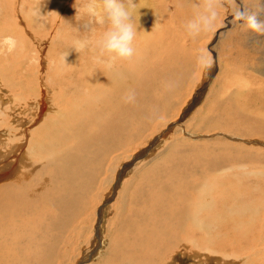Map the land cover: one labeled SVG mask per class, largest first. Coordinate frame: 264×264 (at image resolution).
I'll return each mask as SVG.
<instances>
[{
  "label": "rangeland",
  "instance_id": "374dc122",
  "mask_svg": "<svg viewBox=\"0 0 264 264\" xmlns=\"http://www.w3.org/2000/svg\"><path fill=\"white\" fill-rule=\"evenodd\" d=\"M167 1V5L164 0L162 3L153 1L149 3L151 11L158 13L161 18L156 16L158 18L157 32L151 37V41L146 40L144 45L145 47H151L153 43L156 44L157 49L161 50L171 44L170 47H174L172 49L173 54H177L183 61L189 60L188 66L183 67L186 72L177 83L170 79V74L165 75L158 81L159 83L157 82V87L161 83H165L164 88L167 87L166 89L171 87L170 84H174V86L176 84L177 91L168 94L169 96L166 95L165 105L159 107L158 104V110L157 106L155 108L150 106L148 113L144 114L143 121L138 118L129 120L130 122L128 121L129 124L127 123L126 128L127 132L121 135L118 141L114 142L113 145L116 148L113 151L107 152L108 149L111 150L112 148L108 144L110 147L99 158L98 163L93 162L95 166L90 163L92 166L88 164L89 166L87 165L84 168L79 164V174H81V170L84 172L85 169L88 173H92L88 170L89 167L95 169L93 173L96 174V177L90 185L88 184L87 194L77 204L76 212L67 215L66 230L51 228L50 217L53 220H58L60 217L57 210H48L47 217L42 214L40 216L38 213V215L35 214L41 210L37 208L32 212L27 211L28 213L23 211L25 214L22 212L26 217H36L30 221L32 224L40 223L42 226L43 222L47 224L43 225L44 229L45 226L50 227L48 235L51 236V239L50 241L47 240L46 243L51 242L52 245L49 244L54 248L49 244L46 248L41 247L43 244L39 248H35L39 254H42V251L46 249L45 252L48 254L46 256L50 255L48 259L51 263L49 262V264H130L131 261L129 260L138 261L141 259L142 253L140 252H151L152 248L153 251L155 248H159L164 239L160 231H172L176 226L173 220L167 222L169 219L166 214L171 215L177 206L180 207L181 203V201L173 203V198L169 202L168 198L173 193L165 196L162 194L161 187L163 183L174 177L172 172H176L180 166H193V164H203L207 161L214 162L220 159H223V162L225 160L227 162L231 161L237 167L226 173L228 177L223 178L224 181H230L232 178L229 176L235 172L236 174L239 173L237 182H240L238 188L241 194H243V191L252 194L256 189L257 191L260 190L259 192L264 191V134L255 131V133L251 131L247 133L246 130L248 131V129H245L244 126L240 130L236 127V120L240 114L243 117L245 116L244 120L251 118L254 121L258 119L264 121V36L251 32L241 22L233 21L236 8L243 6L250 11H255L259 0H234V3L226 5L220 10V17L214 31L195 38L187 34L184 26L192 18L193 7L200 4L201 0ZM47 3H49V8L46 6ZM85 4L86 0H0V35L4 36L8 32H1L4 31L2 29L3 25L13 31L22 30L25 33L27 32V35H24V41L19 40V47L17 46L15 51L0 54V68L2 67V70H0V104L2 107L5 106V109L3 108L2 112L0 111V121H2L0 127L4 125V122L6 126V130H0L5 133L1 136L0 148L3 147V142L11 145L13 136L17 135L22 140H20L21 145L23 144V148L26 147L27 150L30 135L35 133L34 136L37 141H41L44 137V131L41 127L48 125L51 118H55L54 113L59 112L60 109H58L57 103L60 104L59 96L62 89L57 83L50 80L49 76L43 75L46 80L42 77L44 70L41 69V71L38 68L36 59L41 55L45 57V66H43L44 69L45 67L47 69V63L50 67L55 65L57 58L60 56L59 54H61L60 48L66 42V36L67 39L68 36H101L105 31L104 27L96 25L97 27L94 26L89 31V17L85 12ZM159 4L160 6H158ZM37 6H42L41 11L46 14L44 18L39 19L31 14V10ZM154 6L155 8L152 9ZM159 10L161 11L159 12ZM29 18L37 24L33 33L26 30L27 25L25 23L27 22L26 19ZM149 21H146L147 26L151 23V20ZM144 24L146 23L144 22ZM28 31L32 34L30 32L28 34ZM154 50L155 48L152 51ZM201 50H206L211 54L213 65L217 64V68L212 66L210 70H206L200 66L197 57ZM42 56L41 58H43ZM50 59L52 60L50 61ZM38 70H40L39 73H37ZM57 70L60 72H57ZM58 73H61V67L52 72L53 75ZM203 80L208 82L204 87ZM31 82L33 83L31 84ZM39 82L40 85H38ZM41 82L42 84H49L51 92L46 89V86L41 88ZM39 86L40 90L45 91V94L49 97L43 103L35 105L38 100L41 101L42 99L41 96L38 100L36 98V93H39ZM161 91H163L162 88L154 91L153 97L154 95V98L160 97ZM190 93L192 95H189ZM163 95L161 94L162 97ZM193 101L197 104L187 113L184 119L182 115L187 108L192 106ZM111 111H114V109H109V112ZM178 121L179 124L176 126L175 124ZM21 123L23 124L21 125ZM17 124H20V126ZM71 124L73 122H70L69 118L66 126ZM51 130H53L52 127ZM164 130L168 131L158 136ZM90 132L92 133V130ZM149 142L150 145L152 144L151 146L148 145ZM59 148H55V150L60 152L61 148ZM24 149L21 154L19 153L18 160L26 157V161L31 163L28 161ZM94 149L95 147L92 148V154H94ZM140 149L144 152L139 151ZM152 150H154L152 155L148 157ZM91 153L89 152L90 159L93 160L94 155ZM137 155L140 157L133 160V157ZM124 162H129V166L122 167ZM176 164H180V166ZM183 169L185 168L182 167L181 170ZM32 170L36 171L37 167L36 169L32 168ZM50 171L48 170V173ZM160 172L162 173L159 174ZM120 174L121 177L119 178ZM155 175L157 177H154ZM196 176L198 177V175ZM13 178L11 180L17 179L15 176ZM193 178L196 180V177L190 176L179 178L178 181L184 183L191 181ZM154 182L156 183L154 184ZM158 182L159 186L157 185ZM78 184H81V182ZM220 184L218 181L209 188L213 192L214 204L217 203L214 205V212L217 210L223 212L235 203L241 206L242 197H239V202H237L238 200H232V202L221 201L217 193V191H220L217 189ZM257 195L260 194L255 192L252 194L256 198ZM196 197H198L197 192H193V198ZM74 203L72 201L71 206ZM164 203L166 206L163 205ZM0 206H3L1 200ZM22 213L19 214L23 215ZM98 232L100 236H98ZM260 232H258L259 239L264 235H262L263 232L261 234ZM47 237L49 238V236ZM65 237H67V240ZM53 241L59 243V245L55 244L58 247L53 245ZM215 242L217 243V240ZM34 245L30 246L27 242V248H25L33 250ZM226 248L219 252L222 260L217 255L211 258L203 257V247L198 243H181L178 246L174 245L171 249L166 248L162 253V258L164 264L166 261H169L168 264H201L199 256L204 258L202 260L203 264H225L233 258V250L229 251L228 248L230 247ZM94 249L95 253L92 255ZM263 249L260 248V250ZM51 250L54 251V255ZM228 252L229 254H227ZM230 252L231 257H229ZM51 255H53V258ZM227 256L229 259H227ZM219 258L221 263L218 262ZM82 260L84 261L81 262ZM233 260H237L234 262L238 264L236 258H233L229 264H233ZM261 260L257 264H264V259ZM244 261L245 259L240 257L239 264H243ZM35 262L34 260V264H37Z\"/></svg>",
  "mask_w": 264,
  "mask_h": 264
},
{
  "label": "bare ground",
  "instance_id": "6f19581e",
  "mask_svg": "<svg viewBox=\"0 0 264 264\" xmlns=\"http://www.w3.org/2000/svg\"><path fill=\"white\" fill-rule=\"evenodd\" d=\"M151 1L159 3L163 2V0H134L137 8V11L134 13V15L136 16V19L139 20V27L137 29V39L135 41L136 47L138 49V56L132 62L117 60L112 63L111 66H109L107 57H100L99 62L97 61L96 58L98 57L99 53L98 49H95L94 47L87 48L80 54L74 49H69L72 46L73 41L76 39L88 38L92 41H95L99 39L100 36H68V39L66 36V42H64L63 46H61L60 53H63L69 49L70 54L66 57L67 64L62 63L59 56V59L57 58L56 63L53 60L55 65H51L50 67V65L47 63V69L46 67L44 69L45 57L41 55L43 58L40 56L36 59L38 68L40 70H44L42 77L44 78V76H49V79L51 78L50 80L57 83L62 89L59 96L60 104L59 102L57 103V107L60 110L59 112L57 111L54 113L55 118L52 117L48 125L41 127L43 129L42 131H44V137L41 141H37V138L34 136L35 133L30 135L31 138L29 139V146L27 150L26 147L25 149L23 148V144L21 145L20 143L21 139L17 135L13 136L14 138H12L11 145L3 142V147L0 148V200L3 203V206H0V223L2 222L0 226V237H2L0 238V264H34V260L37 264H49L50 259L48 258L50 255L46 256L48 255L46 254L47 252H45L46 249L43 251L41 250L42 254H39L35 248H39L42 244L43 246L41 247L46 248L48 247V244L51 243H46L47 240L50 241L51 239V236L48 235V233H50V227L45 226L44 229L43 225L47 224H44L43 222L42 226L40 223L32 224L30 221L36 217H26L24 215L25 212L23 211L28 213L27 211L32 212L35 210V208H37L41 209V213L36 212L35 214L38 213L39 216L42 214L47 217L46 214L49 213L48 210H57L60 217L58 220H53L50 217L49 222L51 228L66 230L65 222L68 221L66 218L67 215H71L72 213L74 214L76 212L77 204L81 201L82 197L87 194L88 184L90 185L96 177V174L93 173L95 169H91L89 167L88 170H90L92 173H88L85 169L84 172L81 170V174H79V164H81V167L85 168L88 164L94 165V163H98L97 161L99 158L104 154V152L107 151V148L110 147L108 144H110L112 148L111 150L108 149L107 152L110 153L116 148V146L113 144L115 141H118L121 135H124L127 132L126 128L129 120L138 118L139 120L143 121V118H145L144 114L148 113V109L150 110L151 108L150 106L155 108V106L158 107L159 104V107H163L165 105V96H169L174 91H177V87H175L176 84L174 86V84L171 85L169 83L171 86L169 88L170 90L166 89L167 87L164 88V85H166L165 83H161V85L158 87L156 84L167 74H170V79H173L177 83L179 79H181L185 74L186 69H183V67L188 66L189 60L183 61V59L178 57L177 54H173L172 49H174V47H170L171 44H166L167 47H163L161 50H159L156 48V44H153L152 41V46L150 45L151 47H145V41L148 40L150 42L151 37L157 32V17L161 18L158 13L151 11L149 7V3ZM167 2V0H164L165 4ZM46 6L49 8V3H47ZM158 6H160V4ZM154 8L155 6L152 9ZM160 11L161 10H159V12ZM162 12L164 14V10ZM41 14L43 15L44 13L42 12ZM149 20H151V23L149 26H147L148 23L146 21L150 22ZM26 21V30H30L33 33L35 31L34 27L35 25L37 26V24H35L33 20H30V18L26 19ZM144 22L146 24H144ZM2 27L4 31L1 32H8L4 34V36L0 35V38L13 36L19 43L20 41L23 42L24 35H27V32L25 33L22 30L13 31L5 25ZM30 31H28V34ZM154 48L155 50L152 51ZM6 52L7 51L3 53ZM51 60L52 59H50V61ZM216 65L217 64L213 65L215 66L214 68H217ZM60 67L61 73L53 75L52 72L57 68L60 69ZM0 70H2V67ZM40 70H38L37 73H39ZM58 71L59 70H57V72ZM32 83L33 82H31V84ZM206 83L208 82L203 80V87L207 85ZM38 85H40V82ZM48 85L49 84L43 83L41 88L46 86V89L51 92V89H49ZM160 88H162L163 91H161L162 93H159L162 95L164 93L165 94L163 97L160 94V97L154 98L155 95L153 97V92L159 90ZM41 90L39 86V93H36V98L38 100V98L42 97V99L41 101L38 100L35 105H39L41 102L43 103L47 100V97H49L45 94V91ZM130 91L135 92L136 100L134 103H125L124 97ZM189 95H192V93ZM196 104L197 102L193 101L191 104L192 106L189 107V110H185L182 115L184 119L186 118L187 113L192 110ZM4 107H2L0 104L1 112ZM96 108L98 110H95ZM109 109H114V111L109 112ZM244 117L240 114L236 120V127L239 130L243 129L241 127L244 126L245 129H248V131L246 130L247 133H249V131H255L257 133L259 132L264 134V121H260L258 118H256L258 119L257 121H254V119L252 120L251 118H246V120H244ZM69 118L70 122H73V124L66 126L69 122ZM230 122L232 123V120H230ZM22 124L23 123H21V125ZM178 124L179 121L175 125L177 126ZM232 124L235 125V123ZM17 125L20 126V124ZM51 127L53 130H51ZM88 128L89 131L87 132ZM171 128L168 130L170 131ZM0 130H6L5 122L4 125L0 127ZM91 130L92 133L90 132ZM1 131L0 139L1 136L5 134ZM59 146L61 148L60 152L55 150V148L58 149ZM93 147H95L94 154L91 153ZM23 149L25 150V154H27L28 161L31 163L26 161V157H22L20 160H18L20 156L19 153L21 154ZM153 151L154 150L150 151L148 157L152 155ZM89 152L94 155L93 160L90 159ZM139 157L140 156L137 155L133 157V160H136ZM176 165L180 166V164ZM184 166H180L176 172H172L174 177H172L170 181H166L163 184L161 183L162 194L169 196L171 193H173V195L168 198L169 202H171V198H173V203L181 201L180 207L177 206L176 210L171 215L166 214V217L169 219L167 222H170L171 220L175 221V228L172 231H160L163 235L161 236L164 239L162 240L163 242L160 244V246L158 244L159 248H155L154 251L152 248L151 252H140L142 253L141 259L138 261L129 260L131 261L130 264L133 262L134 264H164L162 258V253H164L163 251L166 248L171 249L174 247V245H181V243H198L203 247V257L211 258L214 255L221 257L219 252H222V250H224L226 247H230L231 249H228L229 251L233 250L232 256L233 258L238 259V264L240 257L245 259L243 264L260 263V261H262L261 259H264V249L260 250V248H264V191L259 192V189V191H257V189L254 191L255 189L253 188L254 190H252L255 193L260 194L257 195V198L252 196L254 192L251 194L250 192L248 193L243 191V194H241L238 188L240 182H237L239 173L236 174L234 172L229 176L232 178L230 181H224L226 179L225 177H228L226 173L229 171L231 172L237 167V165L231 161L227 162V160H225L223 162V159H220L214 162L207 161V163L203 164L198 163L196 165L193 164V166ZM36 167L37 170L33 171L32 168L36 169ZM182 167L185 169L181 170ZM22 169L28 170L24 171ZM48 170H51L50 173H48ZM161 173L162 172L159 174ZM121 174L119 178L121 177ZM194 174L198 175V177ZM13 176L17 177V179L11 180ZM190 176L196 177V180L193 178L191 181L179 183V178L182 179ZM154 177L157 176L155 175ZM223 178L225 179L223 180ZM218 181L221 184L220 187L217 188L220 190L217 191V193L221 201L232 202V200H238L237 202H239V199L242 197L241 206L235 203L234 205L232 204L233 206L227 207L223 212H218L219 210L217 209V211L214 212V205L217 203L214 204V198L212 196L213 192L209 188ZM79 182H81V184H78ZM155 183L156 182H154V184ZM157 185L159 186V182ZM192 191L195 193L197 192L198 197L193 198ZM72 201L75 202L73 206H71ZM163 205L166 206L165 203ZM19 213H22L23 215H20ZM260 231L263 232L261 239L258 237V232ZM47 236H49V238ZM98 236H100L99 232ZM65 238L67 240V237ZM215 240H217V243ZM27 242L30 246L35 244V247L33 246L35 250H27ZM53 243V245H55L57 242L53 241ZM57 244L59 245V243ZM51 245L49 244V246ZM56 246L57 245H55V247ZM52 248H54V246ZM53 252L54 251H52V254L54 255ZM48 253L50 254L51 252L49 251ZM94 253L95 249L92 252V255ZM227 254H229V252ZM53 255H51V257ZM199 257L201 264H203L202 260L204 258L201 256ZM229 257H231V252ZM229 257L227 259H229ZM233 258H231V260ZM221 259L219 258L218 262H220ZM230 261L226 262L225 264H229ZM234 261L237 260H233V264H235ZM168 263L169 261L165 262V264Z\"/></svg>",
  "mask_w": 264,
  "mask_h": 264
},
{
  "label": "clouds",
  "instance_id": "9594fccd",
  "mask_svg": "<svg viewBox=\"0 0 264 264\" xmlns=\"http://www.w3.org/2000/svg\"><path fill=\"white\" fill-rule=\"evenodd\" d=\"M234 0H201L193 7L192 18L185 24V30L190 37H198L215 30L220 17V10L231 5ZM41 7L31 10L36 18H42ZM78 11V10H77ZM137 11L134 0H86L85 12L89 17V31L96 25L105 28L99 39L92 41L88 38L76 39L69 49L81 53L87 48L98 49L100 57H107L109 66L117 60L132 62L138 56L135 41L139 23L134 13ZM49 13V12H48ZM264 0H259L257 9L250 11L246 7H238L233 14L234 22H241L253 33L264 36ZM18 41L13 36L0 38V54L16 50ZM69 49L60 55L62 63H66ZM197 62L206 70L213 66L211 54L201 50ZM136 94L130 91L124 97L125 103H134Z\"/></svg>",
  "mask_w": 264,
  "mask_h": 264
},
{
  "label": "water",
  "instance_id": "95a60500",
  "mask_svg": "<svg viewBox=\"0 0 264 264\" xmlns=\"http://www.w3.org/2000/svg\"><path fill=\"white\" fill-rule=\"evenodd\" d=\"M187 110H189V108H187ZM165 131H166V130L162 131L160 134H158V136L161 135L162 133H164ZM158 136H157V137H158ZM148 145L151 146L152 144L150 145V142H149ZM147 147H148V146H147ZM139 151L143 152L141 149H140ZM137 153H138V152H137ZM137 153H135V154H137ZM142 157H143V156H142ZM128 164H129V162H124L123 165H122V167H125V166H127ZM118 174H119V173H118ZM118 174H117V175H118ZM82 261H84V260H82ZM82 261H81V262H82Z\"/></svg>",
  "mask_w": 264,
  "mask_h": 264
}]
</instances>
